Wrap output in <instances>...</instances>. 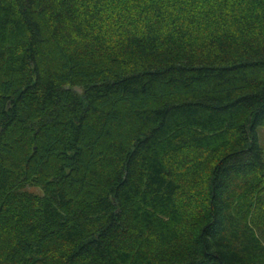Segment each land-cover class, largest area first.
<instances>
[{
	"label": "trees",
	"instance_id": "trees-1",
	"mask_svg": "<svg viewBox=\"0 0 264 264\" xmlns=\"http://www.w3.org/2000/svg\"><path fill=\"white\" fill-rule=\"evenodd\" d=\"M264 0H0V264H264Z\"/></svg>",
	"mask_w": 264,
	"mask_h": 264
},
{
	"label": "rangeland",
	"instance_id": "rangeland-1",
	"mask_svg": "<svg viewBox=\"0 0 264 264\" xmlns=\"http://www.w3.org/2000/svg\"><path fill=\"white\" fill-rule=\"evenodd\" d=\"M257 135H258V142L263 151V158H264V127L263 126L257 128Z\"/></svg>",
	"mask_w": 264,
	"mask_h": 264
}]
</instances>
